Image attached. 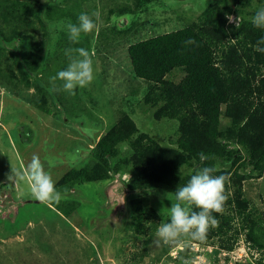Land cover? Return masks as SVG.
I'll return each instance as SVG.
<instances>
[{"label": "rangeland", "instance_id": "obj_1", "mask_svg": "<svg viewBox=\"0 0 264 264\" xmlns=\"http://www.w3.org/2000/svg\"><path fill=\"white\" fill-rule=\"evenodd\" d=\"M141 2L138 5L136 0H39L37 11L46 4L58 9L50 19L44 15L45 24L33 17L27 40L0 42V264H182L183 260L190 264H264V223L256 232L260 245L248 236L250 221L258 219L252 211H261L264 218V164L259 171L250 162L259 152L251 157L248 154L254 131L246 125L247 116L240 121L239 115L235 116L234 121L224 114L223 107L211 143L222 155H209L202 161L196 152L210 144V138H205L196 145L192 158L175 164L176 179L171 184L129 188L135 166L148 159L135 147L141 150L153 142V152L170 161L172 156L182 153L185 158L187 154L177 144V139L183 138L179 123L172 116L178 106L168 104V91L166 98L149 93V85L133 75L126 53L129 43L192 22L201 23L198 18L203 11L216 5L218 19L224 22L221 28L226 32L217 36L227 46H233V52L238 51L240 46L233 32L242 21H252L256 12L264 8V1L254 0L246 5L244 0ZM123 6L130 10L119 12L118 8ZM81 13L91 16L98 27L93 32L81 33L80 42L73 43L58 22L78 24ZM227 16H232L233 22ZM50 24L54 26L51 30ZM0 29L11 30L1 20ZM44 40V49L37 53L42 75H37L27 70L20 57L27 49L41 48ZM227 46L220 54L226 59L219 61L231 68L234 60L229 57L232 53ZM80 47L90 52L94 79L70 95L63 90V81L52 78L67 67L66 50ZM240 56L247 60L244 54ZM6 72L8 75L3 76ZM36 76L41 79V87L35 86ZM181 76L178 72L168 78L175 84ZM246 80L237 78L236 84L233 80L230 86L229 108L236 112L243 102L254 101L249 112L259 103L255 82L249 80L245 84ZM120 117L134 124L135 129L130 139L115 145V155L106 164L103 160L98 164L94 156L96 144ZM199 122L203 128H210L206 120ZM252 148L255 150L256 146ZM34 154L40 157L56 190L61 178L67 179L70 169L83 168L100 178L59 191L61 200L72 201L75 207L62 215L55 212L53 203L35 199L26 178L7 180L11 171L23 170ZM204 167L214 168L213 176L230 178L225 182L227 200L223 211L212 213L217 225L208 229L203 241L182 238L176 246H157L153 243L157 229L170 221L166 219H170L171 204L177 202L176 189ZM142 207L147 215L143 225L137 226L134 214ZM242 208L248 219L240 214ZM191 211L199 209L191 206ZM52 212L60 213L61 219Z\"/></svg>", "mask_w": 264, "mask_h": 264}, {"label": "trees", "instance_id": "obj_2", "mask_svg": "<svg viewBox=\"0 0 264 264\" xmlns=\"http://www.w3.org/2000/svg\"><path fill=\"white\" fill-rule=\"evenodd\" d=\"M141 1L136 0V4L140 5ZM244 1V5H246L254 0ZM256 1L263 2L264 0ZM38 4L39 0H0V20L8 23L11 29L7 32L0 29V42H9L13 39L27 40L29 24H33L32 18L35 17L42 24H45L47 21L45 19H50L53 11L58 9L56 6L46 4L43 7L39 6L37 11ZM118 9L119 12L130 10L128 6ZM217 10L219 11L218 5L210 8L209 11L206 8L198 18L201 23L192 22L181 28L129 43L126 47L133 75L149 85V93H158L159 97L166 98L168 91V104L178 106L176 114H172V116L179 123L178 131L183 138H178L177 144L187 154L185 158L182 153L179 157L172 156L170 161L153 152V142L148 143L145 148L143 146L144 149L141 150L139 147H135L140 155L148 157V159L146 162L135 166L134 171H132L133 177L128 183L130 189L149 188L158 183L171 184L176 179L174 175L176 172L175 164L180 160L184 162V160L192 158L195 154L196 145L205 138H210V144L199 149L196 153L198 155L203 153L207 157L216 154L222 155V152L212 148L211 143L214 142L212 137L215 135V127L223 107L225 108L224 114L232 116L234 121L235 116L238 115V121L245 116L248 117L246 125H250V129L254 131V135L248 143L251 146L248 154L251 157L256 151L259 152L256 159L250 160V162H252V167L255 170L261 171L264 164V52L255 49L257 41L264 37V29L254 27L250 20L248 22L242 21L237 30L233 32L240 50L233 52V46H227L224 40H220L219 35L217 36V33H226L221 28L224 22L218 19ZM66 11L68 13V10ZM190 39L196 43L186 44L185 42ZM44 42L45 40L42 41L41 48L44 47ZM225 46L232 53L229 57H233L234 60L231 68L226 67V62L219 61V59H226L220 57ZM261 46L264 47V45ZM41 48L27 49L26 53L20 57L22 63L29 68L27 70L32 73L35 71L37 75L39 73L42 75L40 70L41 58L37 55L44 49ZM241 54H244L247 60L242 59ZM178 72L182 74L181 79L175 84L171 83L168 77L172 73ZM7 75L8 72L3 74V76ZM237 78L247 79L245 84L249 80L256 84L255 90L259 96V103L250 112V108L254 106V101L243 102L237 112L232 107L229 108L230 86L233 80L236 84ZM34 81L36 87H41L40 77L36 76ZM199 120H206L210 128H203ZM127 123L128 121L120 117L118 123L112 125L99 139L94 155L98 164H101L102 160L106 164L107 159L115 155L114 147L118 142L130 139L135 127L131 122ZM136 143H140V138L136 139ZM214 144L220 146L222 150L224 149L221 144ZM254 146H256L255 150L252 148ZM123 162H126V159ZM96 174L95 172H86L83 168L80 170L70 169L67 179L62 177L59 181L61 183L58 184L60 187H57V191H67L75 183L98 180L100 177H97ZM73 204L72 201L60 200L59 203H53V206L55 212H60L63 215L75 208L72 206ZM138 211V214H134V218L136 225L142 226L144 216L147 214H145L143 207L139 208ZM243 211H245L244 208L241 209L240 214ZM245 212L242 215L244 219H248L249 216ZM260 212L257 209L254 210V213L252 211V216L256 215L258 219L252 218L248 234L249 239L254 244L259 245L261 243L256 232L264 223L263 213ZM60 213L53 214L60 220ZM169 220V218L166 219V221Z\"/></svg>", "mask_w": 264, "mask_h": 264}, {"label": "clouds", "instance_id": "obj_3", "mask_svg": "<svg viewBox=\"0 0 264 264\" xmlns=\"http://www.w3.org/2000/svg\"><path fill=\"white\" fill-rule=\"evenodd\" d=\"M93 13V16H96ZM227 15V14H226ZM229 22H233L232 16H227ZM235 18V23H236ZM62 30H66L69 39L73 43L80 42L81 33L87 34L97 29V24L87 13H81L78 24L68 21L58 22ZM252 24L258 29H264V8H260L252 18ZM53 25H49L50 30ZM186 44H195L194 40H188ZM264 37L257 41L256 51L264 52ZM75 53L76 55H73ZM65 55L69 63L64 70L59 71L52 79L63 81V90L70 95L75 94L77 87H87L94 79L93 60L89 50L80 48H69ZM200 159H208L203 153ZM215 171L212 167H204L193 174L188 182L175 191L176 203L170 207V221L162 223L157 229V240L153 243L159 246L179 244L182 238L192 241H203L210 227L216 226L218 221L212 215L213 212L221 213L227 200L225 194V182L229 177L220 175L213 176ZM27 179L31 194L39 202L59 203L63 198L61 192L55 188V182L51 175L45 171L44 164L38 155H33L31 160L24 166L23 170L11 171L7 176L9 182L18 179ZM195 206L199 211H191ZM182 264H190L183 260Z\"/></svg>", "mask_w": 264, "mask_h": 264}]
</instances>
